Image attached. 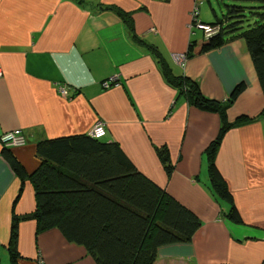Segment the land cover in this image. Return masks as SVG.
<instances>
[{
    "label": "crops",
    "instance_id": "1",
    "mask_svg": "<svg viewBox=\"0 0 264 264\" xmlns=\"http://www.w3.org/2000/svg\"><path fill=\"white\" fill-rule=\"evenodd\" d=\"M196 2L0 0V135L18 129L26 136L24 146L9 150L31 173L40 163L39 140L88 133L101 121L105 141H117L141 173L201 221L190 241L160 246L153 264H264V97L242 38L182 63L174 59L203 35L190 25ZM115 8L131 14L133 30ZM154 50L208 97L224 101L246 83L227 118L250 120L227 130L215 158L242 223L226 217L229 204L208 180L205 149L219 131L218 114L177 96ZM162 145L174 165L170 177L155 151ZM2 149L0 143V264H10L11 210L21 182ZM34 208L25 180L14 212ZM17 249L18 264H96L58 229L36 233L33 219L19 223Z\"/></svg>",
    "mask_w": 264,
    "mask_h": 264
},
{
    "label": "trees",
    "instance_id": "2",
    "mask_svg": "<svg viewBox=\"0 0 264 264\" xmlns=\"http://www.w3.org/2000/svg\"><path fill=\"white\" fill-rule=\"evenodd\" d=\"M243 1L247 3L224 4L220 17L212 9L215 21L207 24L216 31L191 40L185 56L199 55L242 38L264 97V0ZM115 11L133 30L131 14L118 8ZM154 53L177 96L199 110L218 114L219 131L205 149L208 180L212 190L229 204L226 217L242 223L215 158L227 130L250 120L245 116L234 121L227 118V109L246 83L238 82L224 101L217 100L203 94L196 80L175 75L159 52ZM261 115L264 116V108ZM155 151L170 177L174 165L167 147H155ZM2 155L21 182L11 210L7 247L10 264H18L19 223L27 219L35 220L36 233L58 229L68 242L83 246L96 264H153L160 246L190 241L201 225L192 210L141 173L117 141H105L88 133L39 140L36 156L40 163L31 173L8 148L2 149ZM25 180L34 189L35 208L18 215L14 205Z\"/></svg>",
    "mask_w": 264,
    "mask_h": 264
},
{
    "label": "built area",
    "instance_id": "3",
    "mask_svg": "<svg viewBox=\"0 0 264 264\" xmlns=\"http://www.w3.org/2000/svg\"><path fill=\"white\" fill-rule=\"evenodd\" d=\"M193 10L191 12V25L196 29L201 30L205 35L212 34L216 31L215 28H212L209 24L203 23L198 19V4L200 0H196ZM174 59L177 60L179 63L184 62L186 59L185 53L175 54ZM1 75V72H0ZM107 84H105L106 86ZM59 92L61 94H66V91L63 87H59ZM88 134L95 138H102L106 134V128L103 122L99 121L96 122L91 129L89 130ZM0 143L3 148H11V147H20L24 146L27 143L26 136L21 132V130H11L5 131L0 135Z\"/></svg>",
    "mask_w": 264,
    "mask_h": 264
},
{
    "label": "rangeland",
    "instance_id": "4",
    "mask_svg": "<svg viewBox=\"0 0 264 264\" xmlns=\"http://www.w3.org/2000/svg\"><path fill=\"white\" fill-rule=\"evenodd\" d=\"M233 2L247 3V1L243 0H201L199 6V18L206 23L213 22L215 21V17L213 15L212 9L220 17L225 11L224 4H229ZM102 139L105 140L106 136L102 137Z\"/></svg>",
    "mask_w": 264,
    "mask_h": 264
},
{
    "label": "bare ground",
    "instance_id": "5",
    "mask_svg": "<svg viewBox=\"0 0 264 264\" xmlns=\"http://www.w3.org/2000/svg\"><path fill=\"white\" fill-rule=\"evenodd\" d=\"M191 25V24H190ZM191 27H193L192 25H191ZM195 28V27H194ZM199 30V29H198ZM186 57V56H185Z\"/></svg>",
    "mask_w": 264,
    "mask_h": 264
}]
</instances>
